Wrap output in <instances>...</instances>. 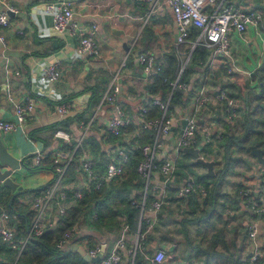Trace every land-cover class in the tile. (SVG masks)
I'll use <instances>...</instances> for the list:
<instances>
[{"label": "crops", "instance_id": "1", "mask_svg": "<svg viewBox=\"0 0 264 264\" xmlns=\"http://www.w3.org/2000/svg\"><path fill=\"white\" fill-rule=\"evenodd\" d=\"M46 1L0 0V11H6L9 18V23L1 27L4 39L0 40V120H14V105L24 102L26 96L33 102L32 109L24 113V120L16 130L0 131V139L7 150L21 162L20 168L13 172L20 190L0 186V209L5 211L6 202L10 205L14 199L20 210L34 212L30 206L32 198L41 194L43 187L52 181L51 162L46 159L44 163L48 166H39L33 161L32 155L38 150L47 154L58 149L70 151L75 138L81 137L77 154L62 179L61 187L68 189L81 180L78 175L80 155L90 158L94 170L103 173L109 161L117 160V148L149 142L148 130L138 124L139 106L145 104L149 108L151 105L147 117H156L160 109H151L153 105L147 100L152 97L167 100L170 91L158 89L161 82L154 79L155 73H144L136 55L149 52L165 65L167 55L173 49L179 52L180 57L177 56L182 61L180 49L183 45L182 52L186 57L183 66L190 54L184 49L193 41L189 37L179 45L180 48L176 46V26L165 0H71L72 21L77 29L66 28L62 32L53 29L51 16L43 11ZM230 1L243 8L259 10L263 20L256 28L247 25L241 33L232 30L229 34L231 60L219 57L222 60L212 70L206 67L210 55V49L206 47L209 54L205 63L195 65L187 82H183L187 85L184 100L168 112L172 116V125L160 136L157 162L173 151L184 116L192 107L195 91L202 87L208 99L197 114L199 130L195 133L193 147L198 148L203 159H213L214 174L224 164L221 157V160L213 158L217 150H222L218 144L226 133L240 132L245 115L254 130L250 137L255 142L253 147L264 149V0ZM9 7L16 10L10 11ZM92 25H95L92 38L98 46V54L80 55L76 52L78 40ZM199 42L202 44L201 40ZM51 62H56L60 72L54 80L48 79L43 71ZM224 65L230 66V73L226 72ZM115 72L119 73L116 80L113 79ZM113 80L120 86L117 98L129 119L118 136L104 132L113 105L103 99V94ZM220 90L236 100L237 115L233 120L227 119L224 104L215 98ZM60 103L67 107L63 116L56 111V105ZM204 126L211 132L210 140H206L200 129ZM181 150L158 211L154 215L150 210L151 197L140 212L137 229L132 230L128 225L123 245L118 249L123 261L129 262L132 258L134 261L138 251L134 246L139 241L142 247L140 264H148V258L158 250L165 255L156 264H234L237 260L238 264H264V255L257 261H250L253 242L247 239V224L253 216L238 193L241 188H249L253 196L264 199L258 177L264 164L251 153L235 151L224 177L222 196L213 208L207 205L205 209L202 200L208 193L177 195V187L189 178L207 192L210 186L203 184L206 178L196 179L207 175L206 167L199 163L197 166L195 158L187 152L181 153ZM217 161L222 162L220 167ZM130 170L124 166L122 176L110 181L113 183L109 188L119 185ZM160 179L158 168H155L151 180L156 183ZM131 182L125 186L127 198L140 201L144 184H140L137 178ZM149 189L152 195L154 192ZM75 202L67 193L66 210ZM108 206H101V218L90 217L91 207V213L87 209L78 218L71 237L60 249L69 254L60 264H70L69 261L78 256L83 259L79 251L88 253V248L94 245L99 249L103 246L101 256L109 252L127 222L122 210L124 204L117 198ZM202 214L205 216L198 222L193 221L195 216ZM62 215L51 211L46 229L56 227ZM187 219L189 222L184 221ZM8 223L15 229V239L21 242L25 231L18 229L11 216ZM140 226H144L140 232L142 237L137 238ZM263 242L264 221H260L255 243L264 248ZM20 254L0 241V264L16 262Z\"/></svg>", "mask_w": 264, "mask_h": 264}, {"label": "built area", "instance_id": "2", "mask_svg": "<svg viewBox=\"0 0 264 264\" xmlns=\"http://www.w3.org/2000/svg\"><path fill=\"white\" fill-rule=\"evenodd\" d=\"M153 2L154 0H145ZM171 9L172 16L176 26L175 44L179 46L185 43L191 33L192 27L198 28V33L195 39L190 44V50L196 45L201 44L210 49L209 59L206 62V67L210 70L218 65V62L224 58L231 60L229 34L232 30L241 33L247 25L258 27L262 22L263 17L259 10L252 8H243L240 5L233 4L230 0H165ZM10 11H15L14 7H9ZM43 11L49 14L52 19V27L57 32H62L66 28L75 29L71 0H48L43 3ZM9 23V18L6 11H0V40L3 41L4 36L1 27ZM77 29V27H76ZM95 25L84 30V33L78 40L76 52L85 56H96L98 54V46L92 38ZM199 42V43H198ZM220 57V58H219ZM137 61L140 64L145 74L150 75L160 70L162 63L155 59L149 52H142L136 55ZM188 60V59H187ZM180 67V70H182ZM227 73L231 72L228 65L223 66ZM44 75L54 80L59 76V70L56 62L49 63L43 68ZM119 73L115 72L113 79H118ZM178 77L171 84L178 85L181 89H186L187 85L183 82L178 83ZM120 86L118 82L112 81L108 90L103 94V99L112 103L113 113L108 119L104 132L109 135L118 136L122 129L127 126L129 119L125 111L118 101ZM171 95V92H170ZM215 98L222 102L225 106L226 117L233 120L237 115V104L235 98L227 95L224 90H220ZM208 99L205 89L199 88L195 91L192 99V107L184 116V124L177 136L176 145L171 153L166 154L163 160L157 162V150L161 147L160 136L167 133L172 125V116L168 115V102L156 97H152L150 101L152 105H156L160 109V114L156 117H147V105L139 106L138 124L142 129H147L151 141L146 143H135L128 147L117 148L115 155L116 161H109L103 173H98L94 170L92 160L80 155L78 167L79 184H74L68 189H63L62 179L66 176L69 165L73 161L74 152L81 144V137L75 138L72 142L70 151L58 149L51 154L44 153L38 150L33 153V161L35 164H40L44 160H49L52 163L53 179L43 187L41 194L32 198L30 203L34 210V215L29 225L25 230V237L21 242L15 239V229L8 223L10 214L5 209H0V241L5 243L10 248H14L20 253L26 244L34 237L38 236L46 229L48 223V215L51 211L57 215H62L66 211L65 201L67 193L74 200L81 199L85 192L89 190H99L103 183H108L122 176L124 166L129 161L135 150L140 152V157L136 163V171L143 181L144 193L140 201L134 199L131 203L139 206L140 212L143 211L145 204V192L151 188L153 190V198L150 204V210L155 215L163 203V196L168 184H170L172 175L175 170L176 161L179 154V149L183 147H193L195 145V133L199 130L197 114L201 106ZM33 107L32 98L26 96L24 102H17L14 105V120H0V131L9 132L16 130L24 120V113L29 112ZM66 105L60 103L56 105V111L60 116L66 112ZM205 134L206 140H210L209 128L207 126L200 128ZM211 133V132H210ZM203 158V156H201ZM155 168L161 175V179L156 183L151 180V174ZM260 191L264 194V169L259 172ZM150 190V189H149ZM190 192H196L200 195L207 193L206 188L197 185L193 179L189 178L182 182L177 187V195L183 196ZM239 195L248 206L253 219L247 224V239L253 242V251L250 253V261H255L259 256L264 255V248L257 247L255 240L259 222L264 221V199L255 197L250 193L249 188H241L238 191ZM91 218L96 217V213H91ZM154 220H152L153 222ZM151 225V224H150ZM128 224H124L119 238L111 247L107 254H103L99 260L90 261L88 264H134L133 258L129 262H124L119 253V248L123 245L124 233L128 230ZM74 227L63 231L61 237L57 240L56 246L61 249L62 246L71 237ZM140 230H137V238H141ZM264 243V242H263ZM136 250L142 252L140 242L134 246ZM99 252V246L94 245L88 248L89 256H96ZM164 252L158 250L155 254L149 257L148 264L159 263L164 258ZM9 264H15L9 263Z\"/></svg>", "mask_w": 264, "mask_h": 264}, {"label": "trees", "instance_id": "3", "mask_svg": "<svg viewBox=\"0 0 264 264\" xmlns=\"http://www.w3.org/2000/svg\"><path fill=\"white\" fill-rule=\"evenodd\" d=\"M198 30V28L192 27L191 34L189 36L190 38H193L192 40H194L195 36L198 33ZM184 50L190 51V54L181 71H179L180 67L182 66V62L180 60L181 58H179L180 55H178L179 52H176V49H173L167 55L166 64L162 65L160 70L154 75V79L161 82L158 89H160L161 91L168 90L171 92L168 102V112L172 111L175 106L182 103L185 95L184 89H181L177 84L173 86L171 82H173L177 77L178 83L187 82L191 71H193L194 69V66L203 65L207 59V55L209 54L206 46L201 44H196L192 48V50H190V45H188V47ZM162 98H164V96H162ZM150 106L147 111H150ZM155 108L157 109V106L153 105L151 109ZM248 118L249 117L245 115V121L242 123V129L240 130V132H238L237 134L226 133L222 142L218 144L219 146H221L222 150L221 152L220 150H217L216 153L220 152L221 158L224 160V164L220 167L219 171H217L212 176H207L204 174L196 178L198 180H201V178H206L203 184H210L207 192L208 196L207 198L205 197L202 200V205L204 204L205 209L207 208V205H210V208L211 206L213 208L214 204L217 203L218 198L222 196V184L224 183V177L227 174V169L232 160L233 153L235 151H245L251 153V149L255 145V142L250 140V137L251 135H253L254 130L252 122ZM149 141H151L150 135ZM182 152L183 151L181 150V153ZM76 154L77 150L74 152V158ZM139 157L140 156L138 150H135L133 155H131V157L129 158L128 163L126 164L127 168L129 167L131 170L128 172L127 178L122 180L119 185L109 188L110 184H112L113 182H108L107 186H104L106 183H103L102 188H100L99 190H89L85 192L84 196L81 199L76 200V204L71 205L61 216V219L59 220V223L56 227H49L41 234L34 237V239H32L31 241L26 242L21 251L20 257L16 260L15 264H60L61 262L66 261L69 254H67L66 252L64 253L56 246V242L61 237L63 231L73 226L78 218L83 215L90 207L96 213L95 219H97V217L101 218V206L109 208L108 205H110L111 201L114 198H117L119 203L124 204L122 210L126 216V222L132 230H136L139 223L140 209L139 206L132 205L131 200L127 198V189L125 188V186L127 184H132L131 181L133 178H137L140 184H143V181L140 179L136 171V163ZM44 162H46V160L40 163V165L46 166L47 164H45ZM195 164L199 165L198 163ZM50 166L51 168H53L52 163L49 164V167ZM151 197H153V194L150 195V191L149 189H147V191L145 192V202H147ZM5 207L12 220L15 221L18 229H21V231L24 232L34 215V212L20 210L18 204L14 199L11 200L10 205H8L6 202ZM92 210L89 209V213H91L90 211ZM203 216H205V214L195 216L196 218H194L193 221L196 220V222H198L200 217ZM184 221L189 222L188 219ZM143 228L144 226H140V232H142ZM141 259L142 255L137 251L134 258V264H140ZM257 260L258 259H256L255 261ZM69 263L88 264V262L84 261L79 256L77 259H72L71 261H69ZM234 264H238V260L235 261Z\"/></svg>", "mask_w": 264, "mask_h": 264}, {"label": "water", "instance_id": "4", "mask_svg": "<svg viewBox=\"0 0 264 264\" xmlns=\"http://www.w3.org/2000/svg\"><path fill=\"white\" fill-rule=\"evenodd\" d=\"M188 59V58H187ZM184 124V120L182 121ZM184 152L191 154L195 161L203 166L206 167V174L212 176L214 174L213 171V160L203 159L199 155L198 148L194 147H183ZM251 154L256 157V159L264 164V149L259 147H253L251 149ZM20 161L14 157L3 144L2 140L0 139V186H6L11 190H20V186H18L17 182L14 181V171L20 168ZM103 252V246L100 247L99 252L96 256H89L88 253H84L83 251H79L81 256L86 261H97L101 257Z\"/></svg>", "mask_w": 264, "mask_h": 264}, {"label": "rangeland", "instance_id": "5", "mask_svg": "<svg viewBox=\"0 0 264 264\" xmlns=\"http://www.w3.org/2000/svg\"><path fill=\"white\" fill-rule=\"evenodd\" d=\"M188 45H189V44H188ZM181 46H182V48L180 49V52H181V55L183 56V59H182L181 62H182V64H183L184 61H185V58H186V57L184 56L185 54L182 52V50H183L184 47H183V45H181ZM181 46H179V48H180ZM185 48H186V47H185ZM220 157H221L220 152L213 156L214 159H219V160H221ZM204 159H208V157H205ZM212 160H213V159H212ZM214 162H215V160H214ZM217 162H218V161H217ZM218 163H219V162H218ZM221 165H222V162L219 163L217 166L220 167ZM197 166H200V165H197ZM201 168H203V167H200V169H201ZM215 168H217V167H215Z\"/></svg>", "mask_w": 264, "mask_h": 264}]
</instances>
